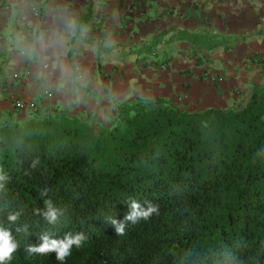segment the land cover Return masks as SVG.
Wrapping results in <instances>:
<instances>
[{
  "label": "trees",
  "instance_id": "1",
  "mask_svg": "<svg viewBox=\"0 0 264 264\" xmlns=\"http://www.w3.org/2000/svg\"><path fill=\"white\" fill-rule=\"evenodd\" d=\"M92 19L89 2L75 19L76 31L87 29L100 53L102 20ZM261 34L264 22L239 34L171 22L114 48L136 68L167 66L182 48L203 65L216 50L232 51L236 42ZM67 55L75 80L72 48ZM251 58L264 65L259 54ZM112 102L100 119L56 105L43 113L29 109L26 118L16 109L0 118V169L7 176L0 226L18 245L3 264H264V84L255 82L244 102L229 106L188 109L161 94ZM49 199L63 212L54 225L43 215ZM131 200L157 205L158 214L127 221L125 234L116 235L108 218L123 221ZM16 212L18 221L9 223ZM25 225L26 232L17 231ZM79 232L87 239L63 262L55 251L26 252L45 233L59 240Z\"/></svg>",
  "mask_w": 264,
  "mask_h": 264
},
{
  "label": "crops",
  "instance_id": "2",
  "mask_svg": "<svg viewBox=\"0 0 264 264\" xmlns=\"http://www.w3.org/2000/svg\"><path fill=\"white\" fill-rule=\"evenodd\" d=\"M161 1L0 0V118L14 109L20 118L29 116V108L15 107L14 97L34 100L38 113H43L46 106L56 105L76 114L94 112L97 116L104 108L108 111L112 108L113 99H131L145 94L142 89H152L151 85L145 86L136 76L135 79L131 76L122 79L119 71L128 64L129 73L156 72L150 76L156 82L163 74L164 67L170 69V64L176 58H184L183 54L188 53L187 50H178L169 65L157 69L136 68L130 60L122 64L120 56L112 54V51L117 53L114 47L118 43L132 45L138 42L143 34L152 32L159 25L172 22L194 28L203 23L208 25V22L214 28L231 34L244 33L260 26L256 18L258 9L248 5L245 0H228V4L212 3L210 8L196 3L193 9H182L179 4L182 15L178 20L176 11L173 9L175 13L168 12L171 9L166 8L167 4H161ZM89 2L93 13L92 22L102 20L104 34L97 36L103 42L100 53L96 39L86 37L89 33L87 29L76 31L75 19L87 11ZM31 4L37 5L40 13L33 14L29 8ZM155 9L157 14L150 16ZM205 11L209 12L207 21L199 15L205 14ZM86 26L90 27V24ZM137 27H144L145 30L140 31ZM261 35L264 37V34ZM261 35L247 36L244 41L236 42L232 51L226 52L235 53L249 42L250 37ZM69 48L73 50L72 60L79 71L75 80L67 55ZM98 55L102 57L101 70L97 67ZM4 64L14 66L12 77H9L10 72L2 70ZM202 66L205 69L206 66ZM192 67L201 65L196 63ZM179 72L183 73V70L179 69ZM90 75L94 77L90 78ZM45 91H51L52 94L45 95Z\"/></svg>",
  "mask_w": 264,
  "mask_h": 264
},
{
  "label": "rangeland",
  "instance_id": "3",
  "mask_svg": "<svg viewBox=\"0 0 264 264\" xmlns=\"http://www.w3.org/2000/svg\"><path fill=\"white\" fill-rule=\"evenodd\" d=\"M245 2L250 6H256L258 9L256 11L257 23L262 25L264 22V18H261V16H264V0H245ZM196 3H200L202 7H209L212 3L228 4V0L161 1V4H167L166 8L174 9L176 11L177 20L182 15V12L179 10V4L182 9L185 7L193 9V5ZM34 5L35 4L30 5V10ZM203 13L199 15H202L203 18L206 19L209 12L205 11V14ZM207 20L209 19H206L205 21ZM206 23L209 25L208 22ZM136 29H140V31L145 30L144 27H137ZM98 39L102 38L98 37ZM254 53H257L264 58L263 35L250 37L249 42L242 45L240 50L235 53H227L226 51L218 49L210 54L212 59L204 64L206 66V76L203 79L198 77L199 73L204 71L203 66L192 67L196 66V59L192 57L189 52H184V58H176L170 64L172 66L170 69L164 67L163 74H160L161 76H159V79H157L156 82L152 81L153 78L150 77L153 73L156 74V72L150 73L151 71H146V73H144V71H139L136 72L135 75L134 73L128 72V64H126L124 69L122 68V70L119 71V77L123 79L127 76H131L135 79L136 76L137 79H140L145 83V86H152V89L147 87L142 89V93L170 96L175 102L188 109H199L209 105H236L247 99L252 85L255 82L264 84V65H256L253 62L251 54ZM112 54H118V56L122 57L123 61H126L128 55L126 52L113 53V51ZM103 63L108 62L103 61ZM13 68L14 66H7L4 64L2 70L10 72L9 77H12L13 72L11 73V71ZM179 69L180 71L183 70V73L179 72ZM187 70H190L191 73ZM88 72H90V70H88ZM89 77L91 78L94 76L90 75ZM106 110L108 111L106 108H104V111L101 110L97 114V118L100 119L103 118V116L105 117V114L107 113Z\"/></svg>",
  "mask_w": 264,
  "mask_h": 264
},
{
  "label": "clouds",
  "instance_id": "4",
  "mask_svg": "<svg viewBox=\"0 0 264 264\" xmlns=\"http://www.w3.org/2000/svg\"><path fill=\"white\" fill-rule=\"evenodd\" d=\"M40 163V161L34 160L32 162L31 167L34 169ZM7 179L6 174L3 173V170L0 169V190L4 188V184L2 183ZM47 190L41 192V196H46ZM45 208L47 209L43 215L47 218V222L49 224H56L59 216L63 215V212L58 210L53 206L52 201L45 200L44 201ZM131 211L125 216L123 221H119L115 218L109 217L108 221L115 226L116 235L123 236L125 234L126 222L131 221L135 224L139 219L147 220L149 219L153 213H157L159 208L157 205H153L152 203L148 204L147 208L141 206V204L136 200H131L129 202ZM39 213V210H37ZM21 213L16 212L15 214L8 215V222L11 224H15ZM28 230V226L25 225L23 228H17V231L26 232ZM40 239L43 240V243L36 247L34 245L26 246V252L29 254L40 253L46 254L51 251H55L57 253V259L61 262L65 261V259L71 254V249L73 245L79 248L82 243L87 239L84 233L79 232L73 235L72 233H67L64 239H51L48 233L43 234ZM18 245L14 241L12 231L9 228L4 226H0V264H3L5 260H10L12 258V254L17 251Z\"/></svg>",
  "mask_w": 264,
  "mask_h": 264
},
{
  "label": "built area",
  "instance_id": "5",
  "mask_svg": "<svg viewBox=\"0 0 264 264\" xmlns=\"http://www.w3.org/2000/svg\"><path fill=\"white\" fill-rule=\"evenodd\" d=\"M32 12L37 15L39 10L37 8L36 5H34L32 8H31ZM45 95H48L50 96L52 94L51 91H45L44 92ZM13 104L15 106H17L18 108H29L30 110H35L36 109V103L34 102V100H23L21 98H18V97H14L13 98Z\"/></svg>",
  "mask_w": 264,
  "mask_h": 264
}]
</instances>
